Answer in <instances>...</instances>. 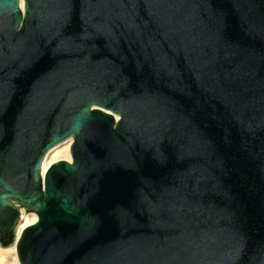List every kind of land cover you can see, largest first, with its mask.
Masks as SVG:
<instances>
[{"label": "water", "instance_id": "1", "mask_svg": "<svg viewBox=\"0 0 264 264\" xmlns=\"http://www.w3.org/2000/svg\"><path fill=\"white\" fill-rule=\"evenodd\" d=\"M22 211L21 264H264V0H0L1 246Z\"/></svg>", "mask_w": 264, "mask_h": 264}, {"label": "bare ground", "instance_id": "2", "mask_svg": "<svg viewBox=\"0 0 264 264\" xmlns=\"http://www.w3.org/2000/svg\"><path fill=\"white\" fill-rule=\"evenodd\" d=\"M72 143H73V138L70 137L64 142L50 149L42 160L41 163L42 171L44 172L52 163L56 161L59 160L71 161L70 148ZM37 219L38 217L35 213L31 212L26 215L25 212L22 211L20 221L16 228L18 234L16 235L15 232L16 237L13 245L5 248L0 247V264H21L20 261H18L19 258L16 250V241L20 236L22 230L26 226L35 223Z\"/></svg>", "mask_w": 264, "mask_h": 264}, {"label": "rangeland", "instance_id": "3", "mask_svg": "<svg viewBox=\"0 0 264 264\" xmlns=\"http://www.w3.org/2000/svg\"><path fill=\"white\" fill-rule=\"evenodd\" d=\"M24 212H25V211H24ZM29 213H31V212H28V213L25 212L26 215L29 214ZM12 245H13V244H12ZM12 245H10V246H12ZM0 247H1V248H5V247H3V246H1V245H0ZM8 247H9V246H8ZM18 261H19V260H18Z\"/></svg>", "mask_w": 264, "mask_h": 264}, {"label": "snow or ice", "instance_id": "4", "mask_svg": "<svg viewBox=\"0 0 264 264\" xmlns=\"http://www.w3.org/2000/svg\"><path fill=\"white\" fill-rule=\"evenodd\" d=\"M21 2L23 3V0H21ZM118 119H119V117H118Z\"/></svg>", "mask_w": 264, "mask_h": 264}]
</instances>
